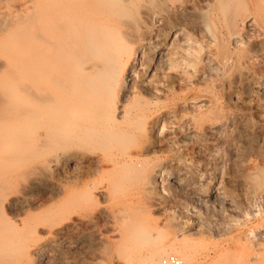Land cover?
Masks as SVG:
<instances>
[{
    "label": "bare ground",
    "instance_id": "obj_1",
    "mask_svg": "<svg viewBox=\"0 0 264 264\" xmlns=\"http://www.w3.org/2000/svg\"><path fill=\"white\" fill-rule=\"evenodd\" d=\"M263 129L264 0H0V264H34L41 234L58 264H264V150L230 148ZM210 204L238 234L200 260Z\"/></svg>",
    "mask_w": 264,
    "mask_h": 264
},
{
    "label": "rangeland",
    "instance_id": "obj_2",
    "mask_svg": "<svg viewBox=\"0 0 264 264\" xmlns=\"http://www.w3.org/2000/svg\"><path fill=\"white\" fill-rule=\"evenodd\" d=\"M221 27V26H220ZM219 26H218V30H216V34H217V36L220 38V40H223V39H225V38H227L226 36L224 37L223 36V34H224V32H223V30H222V28H220ZM219 31V32H218ZM221 31V32H220ZM223 32V33H222ZM220 35V36H219ZM222 36V37H221ZM190 39H187L186 41H176L175 43H174V45H176V44H179L178 42H180V45H176L175 47H174V45H173V47H172V52H174L175 53V56L172 54V56L174 57V64H175V66H176V63L178 64V63H180L181 64V66H182V68H184L183 67V63H181V61H180V59H178V57H177V55H181V53L184 51V52H187V51H189L190 49H194V47L196 46L195 45V43H193L194 41H189ZM188 41V42H187ZM184 42V43H183ZM185 42L187 43V44H185ZM184 44V45H189L190 47H188V46H183L182 44ZM190 43H191V45H190ZM194 44V45H193ZM182 45V46H181ZM177 47V48H176ZM185 47V48H184ZM186 47H188V48H186ZM176 48V50H174V49ZM183 48V50H181ZM187 50V51H186ZM176 51V52H175ZM182 51V52H181ZM183 52V53H184ZM178 53V54H177ZM177 57V58H176ZM177 60H179V61H177ZM175 61H177L176 63H175ZM178 67L180 66V65H177ZM180 66V67H181ZM216 66H218V65H212V66H209L207 69L211 72V70L213 71V69H214V71L216 70V74L214 73V72H211V73H214L216 76H213V74H212V76L213 77H215V78H213L212 76H210L209 77V74H210V72L207 70V72H209V74H208V76H207V79H208V77H209V80H207L206 79V82L210 85V86H217L218 88H219V86H220V84L222 83V81H223V68L221 67H216ZM213 67V69H211ZM216 67V68H215ZM187 67H185L184 69H186ZM219 70H218V69ZM175 69H176V67H175ZM177 69H179V68H177ZM221 69V70H220ZM180 70H182L181 68H180ZM217 71H222V74L221 73H219V72H217ZM218 74V75H217ZM219 74H221V75H219ZM213 79H212V78ZM222 77V78H221ZM220 78V79H219ZM211 79V80H210ZM216 79V80H215ZM219 79V80H218ZM220 82H218V81ZM210 82V83H209ZM214 82H216V83H214ZM122 84V85H121ZM214 84V85H213ZM124 84H123V82L122 83H120V89H121V91H122V89H123V86ZM224 92H228V90H225ZM192 97H194V96H191L189 99H188V101L190 100V101H192V100H194V99H192ZM181 102V101H180ZM256 111V112H255ZM243 112L245 113V115L247 114V117L249 118V121L250 122H252V124H254V122L256 121V119L258 118V116H259V113H258V111L257 110H248V111H236V113H242L243 114ZM229 113H230V115H229ZM251 113V114H250ZM256 113V114H255ZM252 114L254 115V116H252ZM232 115V112H228V116L230 117ZM257 118H256V117ZM250 118H252V120L250 119ZM254 119V120H253ZM250 122H249V124H250ZM252 124H250V126L252 125ZM226 128V127H225ZM227 129V128H226ZM263 131H264V129H263ZM255 135V134H254ZM254 135L253 134H251V136H249V137H237V138H235L234 140H232L231 142V144H232V146H230V148L232 147V148H236V150L238 151V155H239V157H240V159H239V161L240 160H242V158H244V157H246L247 155H248V153H251L252 152V149H254L253 150V152L251 153V154H254L257 150H264L263 148H264V144L261 146V147H258L257 146V142L255 141V137H254ZM252 138V139H251ZM249 140V141H248ZM247 143V146H246V143ZM256 142V143H255ZM230 143V142H229ZM245 144V146H244V144ZM229 145V144H228ZM234 145V146H233ZM255 147H254V146ZM243 147V148H242ZM248 147V148H247ZM229 147H227V149H228ZM245 148V149H244ZM249 148H251V149H249ZM227 151V150H226ZM228 152V151H227ZM244 152V153H243ZM222 153V152H221ZM238 161V162H239ZM57 178H62V175L61 176H58ZM263 190V191H262ZM259 194H258V193ZM256 193H253L252 195V197H253V199H252V201H251V203H250V205L252 204V206H250V205H248V207L249 208H252V207H254L252 210H255V209H257L258 207H260V208H258L257 210L258 211H260V216L262 215V213L261 212H263L264 211V206H262V204H264V198H263V196H264V189H261L260 191H257ZM261 192V193H260ZM255 195H256V198L258 197V199H256L255 198ZM42 196L43 195H40V197H38V201L36 202V204H35V206L37 207V209H31V211H33V212H35V210L36 211H40V210H42V209H44L45 208V206L43 205L44 204V201H42ZM259 196H260V198H259ZM262 197V198H261ZM254 199L256 200V201H254ZM261 200V202H258V201H260ZM39 201H40V203H39ZM102 201V203H101V205H102V207L104 208V207H106V206H108V203L106 204H104L103 205V200H101ZM258 204H257V203ZM254 203H256L257 205H260V203H261V205L260 206H257L256 204H254ZM38 204V205H37ZM41 204V205H40ZM40 205V206H39ZM39 206V207H38ZM214 206V207H213ZM256 206H257V208H256ZM42 207V208H41ZM44 207V208H43ZM203 207H207L206 209L205 208H202V207H200V209H199V212L202 214V216L203 217H205V218H207V217H209L210 216V218H215V219H220V221H219V223H222V222H226L227 221V223L225 224V223H222V224H225V225H221L220 224V226H219V223H218V225H214V227H207L206 229H207V231L208 230H210L209 232H213L212 234L211 233H209L205 238L207 239H204V237H199V238H196V241L195 242H198V243H200V242H202L201 243V246H203V247H198V251L197 250H195L194 251V253H195V255H197V257L201 260V259H203L204 257L203 256H205L207 253H213V251H214V249L216 248V246H221V244L220 243H222V244H224V245H226V244H229V243H232L234 240H235V238H231L230 236L232 235V236H234L235 234V232H237V230H238V226H233L234 228H232V226L231 227H228V225H231V224H228V223H230L231 222V218H230V216H229V214L227 213V211L225 210V209H223V211H222V209L220 210L219 208L220 207H218V205H209V207L208 206H203ZM211 207H213L212 209H211ZM41 208V209H40ZM261 208H262V210H261ZM39 209V210H38ZM107 209H108V207H107ZM202 209V210H201ZM214 210H216V211H214ZM218 210H220V211H218ZM251 210V209H250ZM29 211V209L27 210V211H25L24 213H21V216H24L25 214H26V212H28ZM219 212V213H218ZM7 213H8V215H9V217H11L12 216V219H14V218H16L15 216H17L16 214L17 213H12V212H10V211H7ZM209 213H210V215H209ZM224 213V214H223ZM226 213H227V216H226ZM12 214V215H11ZM23 214V215H22ZM217 214V215H216ZM218 214H219V216H218ZM222 214V215H221ZM206 215V216H205ZM209 215V216H208ZM213 215V216H212ZM216 216V217H215ZM223 216H226V217H224V218H221V217H223ZM228 220H227V219ZM177 219V218H176ZM103 220H105V219H102L101 221L102 222H100V223H103L104 221ZM174 224H177V225H179V226H176V232L179 234H181V233H185V232H183V231H188L187 229H189L186 225H184L183 223H181V225L180 224H178V222L176 221V223L174 222ZM228 224V225H227ZM235 224H237L238 225V221L236 220L235 221ZM183 225V226H182ZM227 225V226H226ZM98 227H100V228H98ZM220 229H223V230H220L223 234H221V232L218 230L219 228ZM237 227V228H236ZM183 228V229H182ZM231 228V229H230ZM97 229V230H96ZM106 228L105 227H103L102 225H98V226H96L95 227V230H96V233H99L100 232V234L101 235H107L108 233H106L105 230ZM179 229V230H178ZM226 229V230H225ZM102 230V231H101ZM105 230V231H104ZM213 230V231H212ZM214 230H218L217 231V233H216V231H214ZM242 230V229H241ZM181 231V232H180ZM225 231V232H224ZM233 231V232H232ZM102 232V233H101ZM215 233V234H214ZM225 233V234H224ZM229 233V234H228ZM233 233V234H232ZM217 234V235H216ZM220 234V235H219ZM237 234H238V232H237ZM46 234H41V236H44V239H43V237H41V241H40V244L38 245V246H36V248L38 249V251H37V254H36V256H34V264H58V262H55V261H53L52 262V260H47V261H43L42 259H41V252H42V246L44 245V244H46V243H49L52 239H50L49 237H47V235L45 236ZM97 235H99V234H97ZM219 235V236H218ZM223 235V236H222ZM230 235V236H229ZM216 236V237H215ZM220 236H222V238L220 237ZM225 236L227 237H229V238H227V240H226V238H225ZM212 237V238H211ZM214 237V238H213ZM218 237V238H217ZM224 237V238H223ZM219 238H220V240H219ZM43 239V240H42ZM47 239V240H46ZM201 239V241H199V240ZM218 239V240H217ZM226 240V243L225 242H222V241H225ZM47 241V242H45V241ZM198 240V241H197ZM217 242H216V241ZM215 242V243H214ZM228 242V243H227ZM216 243H218V244H216ZM216 244V245H215ZM204 246H206V247H204ZM214 246H215V248H214ZM203 248H205V249H203ZM203 249V250H202ZM212 251H211V250ZM199 250H200V253H199ZM205 250V251H204ZM209 250V251H208ZM208 251V252H207ZM64 254V253H63ZM199 254V255H198ZM202 254H204V255H202V257H201V255ZM214 254V253H213ZM37 255H38V257H37ZM86 255V256H85ZM89 255V253L87 252V253H84V251H82L81 252V255L80 256H82L83 257V259L86 257L87 258V256ZM215 255V254H214ZM213 255V256H214ZM68 256L70 257L69 258V262L67 261L65 264H74L73 262H72V257L74 256V254H68ZM100 256V255H99ZM167 256H176V257H178V255H176V254H172V253H170L169 255H167ZM166 256V257H167ZM216 256V255H215ZM219 256V255H218ZM217 256V258L214 260L215 262H217L218 264L220 263H222V264H231V263H235V261H236V254L235 255H233V257L231 258V259H229V258H220V257H218ZM36 258V259H35ZM180 258V257H179ZM64 259V260H63ZM62 259V261L59 263V264H64V262H65V258H63ZM71 259V260H70ZM82 259V260H83ZM220 259V260H219ZM37 260V261H36ZM87 260H89V259H87ZM104 259H102L101 258V256H100V259L99 260H97V262L99 261V264H101V263H103V264H110V263H107L105 260L103 261ZM222 260V261H221ZM219 261V262H218ZM48 262V263H47ZM55 262V263H54ZM86 262V261H85ZM78 263H80V261H78ZM96 263V262H95ZM94 263V264H95ZM217 263H215V264H217ZM85 264H87V263H85ZM96 264H98V263H96ZM206 264V263H205Z\"/></svg>",
    "mask_w": 264,
    "mask_h": 264
},
{
    "label": "built area",
    "instance_id": "obj_3",
    "mask_svg": "<svg viewBox=\"0 0 264 264\" xmlns=\"http://www.w3.org/2000/svg\"><path fill=\"white\" fill-rule=\"evenodd\" d=\"M163 264H181V261L176 256H169L163 260Z\"/></svg>",
    "mask_w": 264,
    "mask_h": 264
}]
</instances>
